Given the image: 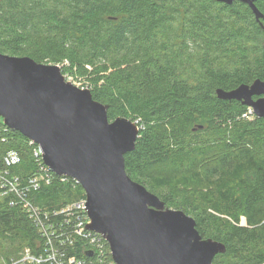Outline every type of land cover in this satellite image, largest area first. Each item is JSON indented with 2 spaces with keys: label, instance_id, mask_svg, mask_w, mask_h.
Here are the masks:
<instances>
[{
  "label": "trees",
  "instance_id": "1",
  "mask_svg": "<svg viewBox=\"0 0 264 264\" xmlns=\"http://www.w3.org/2000/svg\"><path fill=\"white\" fill-rule=\"evenodd\" d=\"M0 51L64 64L109 105L110 120L140 119L125 155L130 177L226 245L214 264H264V118L246 119L247 106L216 93L264 80V18L218 0H0ZM7 136L0 159L17 150L11 170L27 181L37 166L26 138ZM85 197L59 176L28 193L49 211ZM11 198H0V264L25 248L41 251L38 230Z\"/></svg>",
  "mask_w": 264,
  "mask_h": 264
},
{
  "label": "water",
  "instance_id": "2",
  "mask_svg": "<svg viewBox=\"0 0 264 264\" xmlns=\"http://www.w3.org/2000/svg\"><path fill=\"white\" fill-rule=\"evenodd\" d=\"M240 1L261 21L264 14L254 0ZM216 93L264 118L263 79ZM108 109L91 89L67 80L59 64L0 51V117L41 147L45 163L56 174L80 183L91 219L88 228L103 234L115 264H214L226 245L204 238L192 216L167 207L130 177L125 155L135 149L140 127L124 116L110 120Z\"/></svg>",
  "mask_w": 264,
  "mask_h": 264
},
{
  "label": "built area",
  "instance_id": "3",
  "mask_svg": "<svg viewBox=\"0 0 264 264\" xmlns=\"http://www.w3.org/2000/svg\"><path fill=\"white\" fill-rule=\"evenodd\" d=\"M254 114L253 108L248 107L243 116L246 118ZM136 122L139 123L138 120ZM10 130L13 129L0 122L2 142L8 141ZM28 143L37 166L35 171L25 181L11 170L12 166L21 163V154L11 149L2 155L0 198L11 194L10 204L21 205L38 230L41 251L39 254H33L30 248H25L24 256L19 259L12 258L5 264H115L113 258L110 260L112 254L106 238L88 228L91 219L87 211L86 197L51 211L42 210L28 199L30 189L38 190L42 185H50L58 176L62 182L71 178L56 174L45 163L41 147L30 139ZM72 179L80 184L76 179ZM78 245L80 252L76 253L74 250ZM89 251L93 252L92 256L88 255Z\"/></svg>",
  "mask_w": 264,
  "mask_h": 264
},
{
  "label": "rangeland",
  "instance_id": "4",
  "mask_svg": "<svg viewBox=\"0 0 264 264\" xmlns=\"http://www.w3.org/2000/svg\"><path fill=\"white\" fill-rule=\"evenodd\" d=\"M65 64H67V62H65ZM59 65L61 66V68H62V70H63V66H64V64H59ZM63 74L65 75V77H66L67 80L73 82L75 85H77V86H79V87H81V88H90V83H89L88 81L80 80V79L76 78L74 75H72V74H70V73H67V74L63 73ZM256 117H257L256 114H254L253 116H252V115H251V116L249 115V117H246V119L254 120ZM139 121H141V120L139 119ZM0 122H1V123H4L2 117H0ZM13 132H16V131L13 130ZM17 132H18V131H17ZM24 137H25V136H24ZM25 138H26V137H25ZM25 143H26V145L29 147V149H30V154L32 155V148L29 146L28 138H26ZM82 189H83V188H82ZM83 191H84V189H83ZM84 192H85V191H84ZM245 223H246V221H245V219L243 218V219H242V224H245ZM24 250H25V249H24ZM24 250L20 253V258H21L22 256H24V252H25Z\"/></svg>",
  "mask_w": 264,
  "mask_h": 264
},
{
  "label": "flooded vegetation",
  "instance_id": "5",
  "mask_svg": "<svg viewBox=\"0 0 264 264\" xmlns=\"http://www.w3.org/2000/svg\"><path fill=\"white\" fill-rule=\"evenodd\" d=\"M220 2V1H219ZM221 3H224V4H228V3H225V2H221ZM233 3H241V4H245L252 12H253V9H252V7L248 4V3H246V2H243V1H240V0H234L231 4H233ZM254 3L256 4V6L262 11V13L264 14V11H263V8L260 6V0H254ZM231 4H228V5H231ZM253 14H254V12H253ZM254 16H255V14H254ZM256 18V17H255ZM264 18V17H263ZM262 18V19H263ZM261 19V20H262ZM258 22H261V21H258ZM255 99L257 98V97H254Z\"/></svg>",
  "mask_w": 264,
  "mask_h": 264
}]
</instances>
